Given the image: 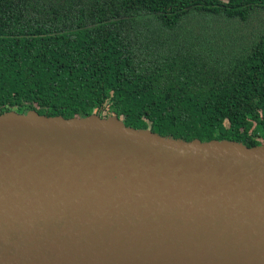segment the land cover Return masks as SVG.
Masks as SVG:
<instances>
[{
	"label": "water",
	"instance_id": "water-1",
	"mask_svg": "<svg viewBox=\"0 0 264 264\" xmlns=\"http://www.w3.org/2000/svg\"><path fill=\"white\" fill-rule=\"evenodd\" d=\"M0 264H264V145L2 114Z\"/></svg>",
	"mask_w": 264,
	"mask_h": 264
},
{
	"label": "trees",
	"instance_id": "trees-1",
	"mask_svg": "<svg viewBox=\"0 0 264 264\" xmlns=\"http://www.w3.org/2000/svg\"><path fill=\"white\" fill-rule=\"evenodd\" d=\"M117 117L264 145V0H0V115Z\"/></svg>",
	"mask_w": 264,
	"mask_h": 264
}]
</instances>
